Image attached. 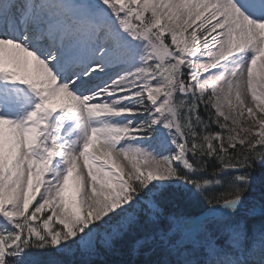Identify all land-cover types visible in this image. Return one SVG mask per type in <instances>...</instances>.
Masks as SVG:
<instances>
[{
	"label": "snow or ice",
	"instance_id": "obj_1",
	"mask_svg": "<svg viewBox=\"0 0 264 264\" xmlns=\"http://www.w3.org/2000/svg\"><path fill=\"white\" fill-rule=\"evenodd\" d=\"M264 0H0V264H264Z\"/></svg>",
	"mask_w": 264,
	"mask_h": 264
},
{
	"label": "trees",
	"instance_id": "obj_2",
	"mask_svg": "<svg viewBox=\"0 0 264 264\" xmlns=\"http://www.w3.org/2000/svg\"><path fill=\"white\" fill-rule=\"evenodd\" d=\"M255 175L257 176V185L254 195L258 198L261 188H264V176H262L261 170L259 169H257ZM104 259L107 260L109 264H118L121 259H126V257H122L119 255H109L104 257Z\"/></svg>",
	"mask_w": 264,
	"mask_h": 264
}]
</instances>
